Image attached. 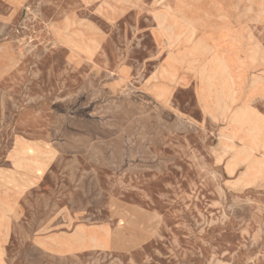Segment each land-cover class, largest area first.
<instances>
[{"label": "rangeland", "instance_id": "1", "mask_svg": "<svg viewBox=\"0 0 264 264\" xmlns=\"http://www.w3.org/2000/svg\"><path fill=\"white\" fill-rule=\"evenodd\" d=\"M158 10L226 58L231 108L264 117L245 54L264 55V0H0V264H264V170L227 173L202 63L159 76L182 47Z\"/></svg>", "mask_w": 264, "mask_h": 264}, {"label": "bare ground", "instance_id": "2", "mask_svg": "<svg viewBox=\"0 0 264 264\" xmlns=\"http://www.w3.org/2000/svg\"><path fill=\"white\" fill-rule=\"evenodd\" d=\"M187 12L188 11H186V13ZM153 15L158 32H162L164 33L163 35L166 34L169 38H173V43L176 44L174 45V48L182 47V49L178 51V54L173 53L172 51L169 52L168 67L163 68L160 71L159 76L164 79L173 80L174 72H171L169 67L184 61H187L188 63H202V68L198 74L199 78L203 79L205 83L204 89L207 92V97L213 98L214 100L212 107L213 113H210L205 107L202 108L204 112L209 114L213 119L227 121L226 131L221 133L218 140L219 148L223 155L221 156V159L225 155L227 157L229 156L227 153L228 150H235V157H233L232 160L227 159V173H234L237 160L239 159V156H241L239 162H252L254 165L253 167L246 166V169L251 170L252 172L250 173L246 171L241 178V181H246L249 179L248 177H250V175L254 179L257 175L261 174L262 170H264V117L261 118L257 115L254 108L249 105L250 102L246 105L239 106L237 109L231 108V105L237 100L238 93V89L235 87L236 82L233 78L234 70L229 67L228 62L223 55L216 53L214 48L204 42V40L196 37V28L194 26L183 22L185 19L181 18V24H179L184 29V32L178 34L174 29L169 31L164 28V20L168 19L165 11L158 10ZM194 18L196 17L194 16ZM180 39L181 41H179ZM245 54L246 58L250 59L251 62L257 63L261 66L264 65V55L261 50L258 49V46L247 47V49H245ZM221 77L223 80L219 81ZM258 80H264V76L259 74L254 75L251 79V83H255ZM158 92L159 95L163 97L167 96L169 91L161 89ZM255 96L264 99V95L262 94ZM255 96H253V98ZM237 132H244L246 135V141L242 142L239 146H236L235 143V135ZM257 152L262 156V159H257L256 156L253 155V153ZM238 182L240 183V180ZM77 230L84 231L85 229L83 226H78ZM67 239L68 238H62V242H65ZM51 241H55V239H51ZM88 241L91 243V248L108 247L110 243L108 229L106 227H94V230L90 232ZM41 244L47 247L44 241H42ZM60 245H62V249L69 248L65 243Z\"/></svg>", "mask_w": 264, "mask_h": 264}]
</instances>
